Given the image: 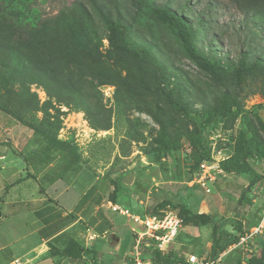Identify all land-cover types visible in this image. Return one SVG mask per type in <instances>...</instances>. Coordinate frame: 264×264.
Listing matches in <instances>:
<instances>
[{
	"label": "rangeland",
	"instance_id": "374dc122",
	"mask_svg": "<svg viewBox=\"0 0 264 264\" xmlns=\"http://www.w3.org/2000/svg\"><path fill=\"white\" fill-rule=\"evenodd\" d=\"M73 1L24 0V3L30 7L37 5L40 13L37 10L35 14L41 19L52 18L63 5ZM165 1L156 0L157 3ZM22 2L15 0L12 6L21 10ZM4 3L0 0V11H6ZM208 4L212 6L209 11L211 18L207 24H198L195 29L196 45L202 52L211 53L223 63H237L240 53L248 48L241 42L247 33L241 31L245 21L244 11L232 0H191L187 19L196 22L200 11H207ZM133 11L132 6L127 10V20L132 22L136 31L132 39L143 46L151 45L152 54L159 64L146 67L140 76L144 79L143 83L132 64L108 49L100 23L98 52L94 51L88 57H80L76 52L70 61L73 79L80 78L86 98L93 102L96 98L99 102L94 107L96 122L108 123L107 129L93 127L81 108L49 98L45 89L29 81L26 74H11L9 67H0V104L8 107L25 123L13 120L0 111L2 135L7 128L4 137L1 136L0 152L4 148L6 152L10 151L5 160H0V182L3 186L0 191L1 256L12 253L24 260L29 259L26 264H130L128 255L134 244L133 230H141V227L127 216L108 209L107 202L112 200V193L117 204L134 213H146L165 199L176 204L186 203L189 198L194 199L189 205L192 211L198 212L201 205L197 207V204L203 201V212L213 217L212 223L226 221L219 228L224 243L232 242L238 234L234 226L237 220L246 226L248 220H255L264 211V147L257 141H244L245 125L241 117L231 120L218 115L196 121L178 114L165 102V95L169 94L187 104L190 117H196L201 108L217 104L226 91L244 111L250 113L252 135L264 142V132L256 118L258 116L264 122V69L255 66L246 73L240 85L234 82L231 75H212L201 64L188 58L168 32H161L157 26L142 20H130L129 15ZM2 21L0 16V23ZM33 25L35 21L30 19L7 22V29L0 27V40L12 38L9 29L15 30L16 38L27 37L25 30ZM150 33L155 35L158 46L152 45ZM250 38L256 48L264 47V32L256 31ZM49 53L52 54L50 44L46 49V54ZM161 126H165L168 134L182 143L178 151L181 158L180 177L168 157L163 158L160 164L154 161L150 152L152 140ZM194 127L199 129L203 145L210 149L209 163L220 166L228 157L238 160L244 157L245 168L250 171H231L220 166L217 177L211 183L207 182L208 191L196 184L187 186L185 181L191 162L189 142L182 135ZM46 135L64 140L76 148L78 162L69 167L70 154L57 147L45 154L42 147ZM14 143L17 144L15 149L22 150L24 144L31 146L26 153L33 170L30 174L34 177L39 175L40 179L35 181L29 177L24 180L28 185H11L13 200L7 203L9 199L4 186L15 179V170L9 166V160L14 157ZM37 162H42V167L37 166ZM43 173L47 174L44 176ZM129 173L133 174L131 182H121ZM12 176L10 182L4 183ZM244 177L247 179L244 180ZM254 177L258 180L246 189V184ZM53 178H57L68 190L62 193L58 187L52 190L50 184ZM19 187L24 191L21 200L19 195L22 194L17 192ZM40 187L47 191L50 199L38 202L32 198L38 196ZM242 190H246L245 195L251 204L238 201ZM167 205L178 211L172 204ZM60 228L65 232L45 241L42 252L31 251L30 248L39 240L44 242L41 237L50 236ZM211 230V224L199 227L197 240H203L198 243L200 247L192 242L190 236H186L185 240L191 241L192 246L176 255L177 261H183L189 252L196 250L206 252H202L204 257L212 258V249L207 248L212 237ZM69 236H75L84 246L82 256L64 255ZM253 238L249 246H244L243 253L249 252L252 247L255 254L264 256V232ZM175 239L162 250L164 256L173 251ZM28 250L30 252L25 254ZM230 258L220 264H234ZM247 258L251 255L244 254L243 264H248Z\"/></svg>",
	"mask_w": 264,
	"mask_h": 264
},
{
	"label": "trees",
	"instance_id": "16d2710c",
	"mask_svg": "<svg viewBox=\"0 0 264 264\" xmlns=\"http://www.w3.org/2000/svg\"><path fill=\"white\" fill-rule=\"evenodd\" d=\"M3 1L5 2L4 6H6L3 9L6 11H0V16L3 19L0 23L1 29L6 28L5 23H9L12 20L20 22L22 19H30L35 21V25L25 30L28 34L27 37L16 38L14 37L15 30L9 29L12 38L0 40V67H9L11 74L12 72L26 74L29 81L42 86L49 98L54 99L56 102L81 108L91 125L95 128L107 129L109 128V124L96 122L97 115L94 107L99 102L96 98L94 102L86 98L80 78L78 80L73 79L74 73L71 69L70 61L76 52V55H80V57L82 55L88 57L94 51L98 52V43H100L101 39L98 25H102L105 39L108 42V49L117 56L125 58L127 62L135 67L141 83L144 82V79L140 76L146 70V67L150 64H158V60L152 54L151 50L153 48L150 47L151 45L143 46L132 39L136 35V31L132 26V22L127 20V10L130 6L134 9L133 13L129 15L130 20H142L152 26H157L161 32H168L188 58L201 64L212 75H219L218 73L226 76L231 75L234 82L240 85L244 81L246 73L254 69L255 66L256 68L264 69V47L256 48L252 45L250 38L256 31L264 32V0H232L239 9L244 11L245 21L242 23L241 31L247 32L244 40L241 42L246 44L248 48L246 52L240 53L237 63H223L221 59H217L211 53L202 52L196 45L195 29L198 27V24H207L211 18V13L209 12L212 7L211 4L206 5L207 11H200V16L194 22L187 19V16L190 14L189 6L191 0H166L163 3H157L156 0H86L87 3L83 0H75L68 5H63L52 18L41 19L37 18L35 14L37 10L40 13L36 7L37 5L32 4V7H30L29 4H25L24 0H22L21 5L23 8L16 10L12 6L15 0ZM177 2H179L177 5H173ZM97 18L98 21L96 20ZM6 26L10 27L9 24H6ZM149 39L154 47L158 46L153 33H150ZM49 44L52 54L49 53L47 55L46 49ZM91 89L96 92L94 87H91ZM165 98V102L178 114L187 118H193L196 121L203 117L209 118L218 115L230 117L231 120H235L240 116L242 124L245 125L243 128L244 133L242 134L244 141H257L258 144L264 147V142L261 139L258 140L255 135H252L253 128L250 123V113L244 111L238 105L237 100L226 91L222 93L217 104L201 108L197 115H195L196 117H190V107L187 104L174 99L169 94L165 95ZM233 106L235 109H232ZM0 111L10 116L13 120L25 124L8 107L0 104ZM256 118L260 128L264 132V122L258 116ZM248 134H250L249 137H247ZM182 136L185 141L189 142L188 156L191 165L188 168V179L190 173L198 168L199 163L210 160V149L206 145H203V140L197 127L192 128ZM44 137L46 142L42 147V151L45 154L57 147L65 149L70 154L69 161L68 163L66 162L69 167L78 162L76 148L70 146L66 141L58 140L50 135ZM152 141L153 146L150 147V152L154 155V161L161 164L162 159L168 157L177 169V176L180 177L181 158L178 151L182 146L181 141L178 138L170 136L165 126H161ZM220 166L231 171H250L248 168H245L244 157L239 160L232 156L228 157L220 163ZM30 176L35 178L33 175ZM256 180H258L256 177L252 178L246 184V189L251 188ZM10 186L11 184L6 185L5 188ZM245 192L246 190L241 191L238 201L240 203L246 202L247 204H251V200L246 197ZM111 198V201L116 203L114 193H112ZM167 204H172L173 207L178 209L177 212L183 219L184 224L187 223L195 226L203 224L212 225V258H215L230 244L237 242L240 235L246 229L257 225L263 213L262 211L253 221L248 220L246 226H242V222L237 220L234 226L238 234L232 242L224 243L219 228L226 221L219 220L216 224L212 223V216L205 212H194L183 202L173 204L168 199H165L157 207L149 209L146 214L159 213L161 208H165V206L170 207ZM57 232L56 236L63 234L65 231L60 228L51 235ZM246 245L249 246L250 241ZM84 251V246L77 238L69 236L68 244L64 248V255L76 258L82 256V252ZM241 251L242 249L235 248L229 251L224 256V259L231 257L230 260L234 264H243L245 254L251 255V258H247L246 263L264 264V256L260 255V253L255 254V248L251 247L248 250L249 252H247L249 254ZM149 256L154 264H177V262H183L177 261V256L173 251H170L165 256L159 251H152Z\"/></svg>",
	"mask_w": 264,
	"mask_h": 264
},
{
	"label": "built area",
	"instance_id": "2783aa9c",
	"mask_svg": "<svg viewBox=\"0 0 264 264\" xmlns=\"http://www.w3.org/2000/svg\"><path fill=\"white\" fill-rule=\"evenodd\" d=\"M220 166L213 163L203 161L199 163L197 169L190 173V177L185 181L187 186L199 185L205 191H208L207 182H212L215 179L214 172L219 171ZM107 207L112 212H118L133 220L141 230L134 232V244L130 252V264H154L149 254L152 251L165 249L177 236L180 228L183 225V219L179 216L177 210L170 207L160 209L159 213L146 214L134 213L119 204L112 201L107 202ZM264 230V211L261 214L257 225H254L244 231L240 235L237 242L230 244L224 251L220 252L215 258H206L190 253L186 256L183 262L177 264H220L224 256L235 248L244 249V246L251 239ZM247 246V245H246ZM28 261L20 257L14 258L6 264H26Z\"/></svg>",
	"mask_w": 264,
	"mask_h": 264
},
{
	"label": "crops",
	"instance_id": "0c3cea01",
	"mask_svg": "<svg viewBox=\"0 0 264 264\" xmlns=\"http://www.w3.org/2000/svg\"><path fill=\"white\" fill-rule=\"evenodd\" d=\"M4 131L5 132H3V135H2V133H1V131H0V143H3V140L1 139V136H3L4 137V135H5V133H6V131H7V128H4ZM9 133H10V130H9ZM15 146H17V144L16 143H14L13 144V149H12V153H13V155H14V157H12V159H10L9 161H11V162H9V166L10 167H12V169H14L15 170V179H13L11 182H10V179H12L13 178V176L12 177H10L9 179H3L4 180V183L5 182H10V183H8V184H6V185H19V184H21V185H23V186H25V185H28V183H27V181H24L25 179H28L29 177H31L30 175V172H32L33 170H32V166H31V164H30V162L29 161H27V158H26V153L28 152V151H30L31 150V146L30 145H27V144H24V147H23V149L21 150V149H15ZM5 149V148H4ZM4 149H2V151L0 152V160H5L8 156H9V154H10V151H7L6 152V150H4ZM37 163H39L37 166H41V163L42 162H37ZM15 165V166H14ZM42 167V166H41ZM48 168V167H47ZM223 168V167H222ZM23 170H25L26 171V174L24 173V171ZM46 172V171H45ZM217 173H219V171H216V172H214V174H215V178L217 177ZM230 173V172H229ZM47 173H43V175L45 176ZM234 174V173H233ZM41 175V174H40ZM235 176H237V175H235ZM246 177H244L243 179L244 180H246L245 179ZM19 179V180H18ZM39 179H40V176L39 175H37L33 180H37V181H39ZM18 180V181H17ZM234 180V179H233ZM239 180V179H238ZM61 182V181H60ZM3 183V182H2ZM59 181H58V179L57 178H53V180L51 181V189L53 190H56V188L55 187H58L59 189H60V192L62 193L63 191H65V190H68V188H64V186H63V184H62V182L61 183H59ZM211 183V182H210ZM14 187V186H13ZM197 187H198V185H197ZM200 187V186H199ZM201 188V187H200ZM3 189V186H2V184H1V182H0V191ZM4 189H6V191L5 192H7L6 194L8 195V199H9V201L7 202V203H11L12 202V194H11V191H13V190H11L10 189V187H8V188H5V186H4ZM26 189V188H25ZM17 192H19V193H21L22 195H19V200H21L22 198H23V193H24V191L23 190H21V188L19 187L18 189H17ZM37 192H38V196L37 197H32V198H34V199H36L38 202H42V201H46V199H48L49 197H48V195H47V191L44 189V188H39L38 190H37ZM191 194V193H190ZM192 201H194V199H192V198H189L188 199V201L185 203L186 205H187V207L188 208H190L191 209V207L189 206L190 205V203H192ZM201 205V208H199V210H198V212H203V209H202V207L204 206V202L203 201H199V203L197 204V207L198 206H200ZM201 225H197V226H195V225H191V224H183L182 225V227L180 228V232L178 233V235H177V238L175 239V241L172 243L173 244V252L176 254V255H178L179 253H182V252H184V250L185 249H190L191 248V246H192V244H191V241L189 242V241H187V240H185V238H186V236H190L191 237V240H192V242L193 241H195V243H197V247H200L199 246V244L198 243H202V241L203 240H197V238H198V235H199V227H200ZM212 226V225H211ZM62 230H64L63 228H62ZM211 233H212V230H211ZM58 234V232L56 233V234H53V235H50V236H45V237H41V239H42V241H44V242H41L40 240H39V242L38 243H35L30 249H31V251L32 252H42L43 250L41 249L42 248V246L44 245V243H45V241H47L48 239H50V238H52V237H54V236H56ZM199 241V242H198ZM212 241H213V235H212V237H211V240L208 242V247L207 248H211V245H212ZM203 250V249H202ZM28 252H30V250H28V251H26L25 252V254H28ZM203 252V251H202ZM200 253V252H198L197 250L196 251H192V252H189V254L190 253H194V254H202L201 256H203L204 257V255H203V253ZM204 254H206V252L204 253ZM19 256H13V254L12 253H10V254H7V255H4V256H1L0 255V264H6L7 262H9V261H11V260H13L14 258H18ZM29 260V259H28ZM27 260V261H28Z\"/></svg>",
	"mask_w": 264,
	"mask_h": 264
},
{
	"label": "water",
	"instance_id": "95a60500",
	"mask_svg": "<svg viewBox=\"0 0 264 264\" xmlns=\"http://www.w3.org/2000/svg\"><path fill=\"white\" fill-rule=\"evenodd\" d=\"M132 178H133V174H132V173H129V174L125 175V176L122 178V181H121V182H124V183H130L131 180H132ZM115 242H116V241L114 240V243H115Z\"/></svg>",
	"mask_w": 264,
	"mask_h": 264
}]
</instances>
